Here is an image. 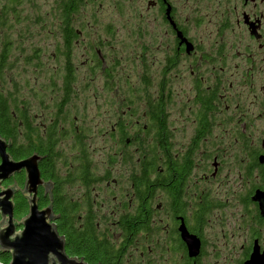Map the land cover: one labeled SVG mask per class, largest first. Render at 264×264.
I'll list each match as a JSON object with an SVG mask.
<instances>
[{"label": "rangeland", "instance_id": "obj_1", "mask_svg": "<svg viewBox=\"0 0 264 264\" xmlns=\"http://www.w3.org/2000/svg\"><path fill=\"white\" fill-rule=\"evenodd\" d=\"M63 1L66 0H20L12 11L9 10L13 7L10 0H0V19L7 15V24L0 25V48L6 40L11 42L10 62L13 65L5 74V87L7 91H14V83L17 84L22 90V98L35 115L34 120L41 125L47 119L45 120V114L36 117L37 113L38 115L41 113L38 111L37 96L42 94L56 96L51 90L45 93L43 88L49 86L48 79L51 77L52 69L63 59L61 57L58 60L55 55L57 45L61 43L60 39L58 40V33L61 31L60 7ZM83 1L79 13L74 17L75 27L80 29L82 34L74 43L70 57L77 79L76 91L65 110L70 112L71 119L78 114H87L84 122L90 129L87 145L92 151L94 168L101 176L109 172L110 181H113L110 186L103 184L95 194L97 202L94 206L97 209L96 216L100 226L102 228L111 226L113 218L110 215L118 213L115 211L116 207L120 208V203L125 201V190L127 193L130 189L126 180L132 170L137 169L139 159L147 154L141 145H138L137 152H134L133 148H126L125 142L130 136H125L121 144L118 137L110 136L107 131L115 123V117L119 118L122 114L126 119L135 120L136 114L144 111L146 105L144 106L142 100L145 97V86L141 87L140 82L144 75L149 76L152 60V107L160 102L165 111L168 109L171 113V116L167 115L168 120H165L166 126L164 122V131L166 132L167 125L168 130L175 129L173 149L182 151V145L190 146L191 141L193 145L196 140V129L201 135L192 154L196 156L198 149L203 153L204 161L201 164L203 180H197L199 183L192 181V184L190 182L184 187L186 197L189 198L191 194L197 195L190 206L196 207L195 210L186 212V223L188 227H198L197 213H203L201 229L204 230V239L217 240L218 228L232 223L231 214L236 212V209L232 208L234 201L231 198L235 197L236 192L239 193L236 186L240 183L235 180V176L241 161L239 163L237 155L242 153L250 126L243 111L252 109L255 114L259 112V104L264 103V76L255 79L254 73L248 68L251 57L246 59L238 57V51L234 48L226 52V57L210 50L217 37L215 22L223 13V9L217 6V0L216 5L207 3V0H172L178 18L185 23L184 27L190 35L198 38L197 41H200L206 53L191 55L180 63V67L165 72L169 80L162 78V71L164 51L170 42L168 35L170 32L159 10L155 9L154 0L152 10L148 9L147 0H124L122 3L119 0ZM119 3L121 5L118 6ZM262 6L257 10L263 14L264 5ZM239 11L241 12L240 8ZM231 13L232 10L226 15L230 16ZM212 20L213 23L209 24L208 22ZM227 34L230 37L229 41L235 42L232 40L234 34L231 31ZM242 45L245 44L238 42V50L244 47ZM35 49L40 50L35 53ZM86 49H101L103 56L108 55V59L119 61L115 70L108 69L107 74L110 78L104 77L106 73L101 70V65L95 67L90 64L88 59L90 56ZM27 56H33L30 63L26 61ZM130 60H134L132 64ZM261 60H256L255 64H259ZM36 62L41 64V67L37 68ZM257 76L259 74H256ZM106 80L110 83L103 87ZM162 80L172 83V89L167 86L163 88ZM118 84L122 86L121 89L117 88ZM119 90L127 92L129 98L120 100L122 95ZM205 90L216 91V110L204 112L202 106L200 112L203 111L204 117L200 115L202 121L198 120L196 123L195 118L192 119L194 121H187L182 119V115L175 114L177 108L175 106L188 104L198 108V104L201 103L198 101V95ZM207 97L205 95V98ZM204 107H207L206 104ZM257 126L258 129L264 127L263 121H258ZM155 129L154 124L152 166L161 171L165 168L167 144L165 149L162 147L169 137L167 134H159L160 131L156 132ZM61 140L63 153H71L70 146L74 138L68 136ZM215 164H218L220 174L213 178ZM64 170L61 169L65 172ZM154 174L155 171L152 170V176ZM66 191H70V187L67 186ZM246 195L247 191L242 194V198ZM156 218L158 229L170 231L167 221H161L165 219V215L157 213ZM173 226L171 225L172 229L177 230L178 226L175 228ZM172 234L175 235L173 231ZM156 236L160 240L163 238L159 231ZM169 236L175 239V236Z\"/></svg>", "mask_w": 264, "mask_h": 264}, {"label": "flooded vegetation", "instance_id": "obj_2", "mask_svg": "<svg viewBox=\"0 0 264 264\" xmlns=\"http://www.w3.org/2000/svg\"><path fill=\"white\" fill-rule=\"evenodd\" d=\"M119 1L122 3L124 0ZM152 1L153 0H147L149 10H152ZM121 3H119L118 6L121 5ZM207 3L216 5V0H207ZM154 5L155 9L159 10L164 22L167 23L169 27L170 34L168 35L170 42L167 45L166 51H164L165 61L163 71L161 70L163 72L162 78L169 80L165 72H171L172 69L180 67V63L187 60L189 56L202 53L205 55L206 51L202 48L200 41H197L198 38L194 36L195 39L190 35L189 31L186 30L184 27L185 23H182L177 16L176 6L173 4L172 0H154ZM262 5H264V0H217V6L223 9V13L215 22L217 25V37L210 48L215 54L220 53L223 57H226V52L233 48L238 51V57H242L243 59L251 57L248 68H250L251 73H254L255 79L264 76V74H262L264 71V69H262V67H264V13L262 14L257 10V8ZM212 8L217 7L212 6ZM225 9L228 10L225 11ZM230 10H232V13L230 16H227L226 14H228ZM216 13H218V11H216ZM208 23H213V20ZM228 31L234 34L232 40L235 42L229 41L230 37L227 34ZM81 34V32L78 33L79 38ZM238 42L245 44L242 45L244 47H242L241 50H238ZM227 45H229L228 48ZM86 51H88L90 56L88 58L90 64L95 67H100L101 65V70L106 73L104 77L110 78V75L107 74L108 69L111 68L115 70L116 64L119 63V61L117 59H108V55L103 56L101 49H86ZM72 52L73 49L71 55ZM132 54L134 55L135 53ZM260 59L262 60L259 64H255V61ZM132 61L134 60H130V63ZM150 67V73L148 72L149 76L146 77L148 74L144 75L140 82L141 87L145 86V97L142 100V102L145 103L144 106L146 105L144 111L141 113L138 112L135 120L126 119L122 114L119 118L118 116L115 117V123L111 125L110 130L107 131L110 136L118 137L121 144L123 137L130 136V139L126 140L125 146L129 149L133 148L134 152L139 150L138 145H141V148L146 151H152V129L154 124L156 127V121L161 119L163 120L162 122H165V120L169 118L167 115L171 116L168 109H166L163 114L159 115L155 111L156 104L152 107V60ZM256 74H259V76L256 77ZM165 80L161 81V86L163 88L167 86L172 89V83H168V81L165 82ZM109 83L110 82L106 80L103 83V87H106ZM117 88L121 89L122 86L118 84ZM120 93L122 95V99L120 100L129 98L127 92L120 91ZM200 94L201 95H198V101H201V103L198 104V108H194L188 104L181 107L175 106L177 107L175 108V114L177 116L182 115V119H186L187 121H194L197 119L195 120L196 123L198 120L200 122L202 121L200 115L204 117L203 111L200 112L202 106L204 112L216 110V91L205 90ZM205 95L208 97L205 98ZM192 104L195 105V103ZM204 104H206L207 107H204ZM157 105L162 107L161 103H157ZM259 108L260 110H258L259 112L257 114L252 112V109L243 111L250 126L242 153L237 155L239 163L241 161L235 176V180H238L240 183V185L237 184L236 186L239 193L236 192L235 197L231 198V200L234 201L232 208L236 209V212L231 214L232 223L228 226L218 228L217 240L215 241L204 239V230L201 229L203 213H197L198 227H188L186 223V212L187 210L188 212L195 210L196 207L190 208V206L197 195L191 194L189 198L186 197L184 187L190 184V182L192 184V181L199 183L200 180H203L201 167L204 161L203 153L198 149V154L196 156L192 154L196 147V142L201 138V135L198 129H196V140L194 144L192 145L193 141H191L190 146L182 145V151H176L173 149L175 146L172 142L175 136V129L168 130L169 128L167 125L166 132H164V134H167L169 137V139L165 141V146L167 144L165 149V168L160 171L164 175L163 179H167V182L158 183L156 175L154 174L152 176V239L150 241L137 240L131 245L128 244L127 248L124 250V258L121 264H264V127H259L258 129L257 126L258 121H263L264 126V103H260ZM85 116H87V114H78L77 117H74L73 122L68 126L70 133H77L88 137L90 129L87 128L86 122H84ZM130 116L132 118V114H130ZM142 120H144V122H142ZM79 121L82 122L79 123ZM155 131L159 132L158 128H156ZM236 132L235 130V135ZM71 135L73 136V134ZM149 137H151V139ZM75 153L76 151H73L69 154V158L72 159L69 168L73 171L77 168V161L75 162V160H78L80 157V155L75 156ZM191 155L192 157H190ZM41 165L42 163L40 164V169ZM152 169L155 171L156 167L152 166ZM134 170L135 169H133L132 172ZM219 174L218 164H215L213 178H216ZM96 177L100 182H97L94 187H87L80 182H77L75 185L69 184L70 191H73L71 196L72 201H85L90 199L96 204L97 199L95 194L98 192V189L102 187L103 184L110 186L113 182H103L105 175L101 176L97 174ZM192 177H194L193 180ZM116 181L120 182V180ZM41 191L44 192V189L41 188L39 193ZM128 191L129 192L126 193L125 190V201L123 200L122 203H120V208L116 207L115 211L118 213L110 215L117 221L119 216L123 215L126 209L135 210L137 208L138 203L135 200V196L130 194V191H133L134 194L133 188L130 187ZM246 191L247 195L245 198H242V194ZM257 196H260V199L257 200ZM94 203L93 207L95 208ZM110 211H112V209ZM157 213L165 215V219L161 221H167V227H170V231L157 228ZM96 214L97 209L95 208V215ZM55 215L57 214L55 213ZM223 215L225 216L226 214ZM97 223L98 230L106 233L104 230L107 227L103 226L102 228L98 221ZM171 225H174V228L178 226L177 230H173ZM183 225L187 228L186 230L189 235L198 240V250L191 251L189 249V244L182 239V234L179 229ZM158 231L161 235L162 232H164L162 240L157 239L156 234ZM172 231L175 235L172 234ZM109 232L110 238L113 239V245H117L118 248L123 244L119 239L121 229H119L117 224L112 222L109 227ZM112 232L113 234H111ZM169 235L175 236V239H172L173 237Z\"/></svg>", "mask_w": 264, "mask_h": 264}, {"label": "trees", "instance_id": "obj_3", "mask_svg": "<svg viewBox=\"0 0 264 264\" xmlns=\"http://www.w3.org/2000/svg\"><path fill=\"white\" fill-rule=\"evenodd\" d=\"M10 2L13 7L9 10L14 11L15 4L20 3V0H10ZM83 3V0H66L60 7L61 31L58 33V40L60 39L61 43L57 45L55 55L58 60L61 57L63 59L52 69L51 77L48 79L49 86L43 88L45 93L51 90L56 96L50 97L44 94L37 96L38 111L41 113L39 115L37 113L36 117L45 114V120L47 119L45 127V123L41 125L34 120L35 115L31 113L30 107L22 98V90L16 83H14V91L6 90L5 74L13 66L10 62L12 48L11 42L6 40L3 43L0 48V136L12 142L9 153L16 161L25 160L34 154L44 158L41 171L43 179L53 183V210L58 215L55 225L60 236L66 241L67 254L70 257L83 258L88 264H121L128 244L131 245L137 240L152 239V151H146L147 154L142 156L137 169L131 172L126 180L129 187L134 190V194L133 191H130V194L135 196L138 205L135 210L126 209L123 215L119 216L118 221L114 218L112 220L121 229L119 239L123 244L117 248L109 236V228L104 230L106 233L97 228L98 220L93 207L94 201L90 199L72 201L73 191H66V187H70L69 184L75 185L80 182L87 187H94L97 182H100L96 177L92 151L87 145L88 137L70 133L67 126L73 122V119L69 116L70 112L65 110L76 91L77 79L70 55L74 49V43L79 39L78 33L81 32L75 27L74 17L79 13ZM6 17L7 15L1 17V26L7 24ZM39 50L35 49V53ZM32 57L27 56V63H30ZM36 63L37 68L41 67V64ZM155 111L159 115L163 114L164 106L156 104ZM162 121L161 119L156 121L159 134L165 132ZM68 136L74 138L70 146L71 152L76 151L75 156L80 155L78 160H75L77 168L74 171L69 168L72 162L69 158L70 153H63L62 148L61 138ZM162 148L165 149V142ZM60 166L61 169H65V172L61 171ZM155 175L158 183L167 182L157 168ZM109 181L108 172L103 182ZM24 182L25 174L21 173L5 182V186L17 183L23 188ZM50 202V195L45 196V192L41 191L38 201L40 208H46ZM28 211L27 200L22 193H18L15 199V218L22 220L28 215ZM162 235L164 236V232ZM10 263V254H0V264Z\"/></svg>", "mask_w": 264, "mask_h": 264}, {"label": "water", "instance_id": "obj_4", "mask_svg": "<svg viewBox=\"0 0 264 264\" xmlns=\"http://www.w3.org/2000/svg\"><path fill=\"white\" fill-rule=\"evenodd\" d=\"M11 146L12 142L0 136V254H10V264H87L84 259L67 254L66 241L58 233L55 225L58 216L53 210V183L42 178L40 169L44 158L34 154L16 161L9 153ZM21 173L25 174L23 188L17 183L5 186V182ZM41 188L45 196L50 195L51 201L44 209L38 204ZM18 193H22L29 207L28 215L22 220L15 218L14 201ZM180 232L191 251L199 249L198 240L189 235L184 225Z\"/></svg>", "mask_w": 264, "mask_h": 264}]
</instances>
